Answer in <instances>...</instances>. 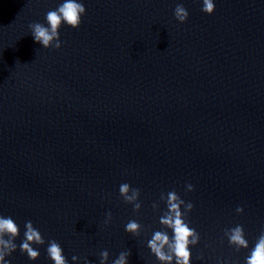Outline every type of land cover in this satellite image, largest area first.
Listing matches in <instances>:
<instances>
[{
	"label": "water",
	"instance_id": "obj_1",
	"mask_svg": "<svg viewBox=\"0 0 264 264\" xmlns=\"http://www.w3.org/2000/svg\"><path fill=\"white\" fill-rule=\"evenodd\" d=\"M62 2L0 0V215L19 226L17 245L28 220L46 241L37 261L18 249L10 264H53L50 240L68 264H99L102 250L108 264L122 251L159 264L147 242L169 191L195 206L191 264H245L264 231V0H214L211 16L202 0H80V28L63 25V47L44 49L29 24L47 26ZM122 183L140 189L139 214ZM237 224L249 250L224 237Z\"/></svg>",
	"mask_w": 264,
	"mask_h": 264
},
{
	"label": "clouds",
	"instance_id": "obj_2",
	"mask_svg": "<svg viewBox=\"0 0 264 264\" xmlns=\"http://www.w3.org/2000/svg\"><path fill=\"white\" fill-rule=\"evenodd\" d=\"M201 11L209 16L213 15L216 11L214 0H202ZM86 14V8L80 0H63L56 9L46 13L47 26L33 22L29 24V29L36 43L43 45L44 49L58 51L63 47L60 37L62 26L66 24L70 28L78 30L82 24V18ZM173 14L180 24H185L189 20V12L183 3H177ZM185 187L187 192L195 191L192 184H187ZM119 193L123 201L131 205L137 214L141 212L143 204L140 199L141 191L139 188H133L128 183H122L119 186ZM160 201L166 205V211L159 216V223L164 230L154 231L151 239L147 242V247L159 261V264H191L192 252L190 249L198 246L201 241L200 234L190 226L187 220L195 206L192 202L183 200L175 191H169L166 194L161 193ZM152 208L154 211H159V202H154ZM236 212L243 215L244 208L237 206ZM112 219L113 215L109 211L106 213L105 224H110ZM125 230L130 235L139 236L142 225L137 220H129L125 225ZM168 230H171V236ZM19 237L20 228L14 219L0 215V264H10V260L7 258L11 257L18 249L33 262L40 258V252L33 246H44L46 241L30 220L25 222L23 239L17 245L15 241ZM224 237L236 252L249 250L250 246L243 225L237 224L234 227L226 228ZM46 252L53 264H68L63 248L56 240L47 242ZM130 255V251H122L112 264H128ZM99 257V264H108L109 252L107 250H102ZM80 259L76 255L72 256L74 264H79ZM197 259H203V256L201 255ZM84 264H89L86 257ZM218 264H225V261L219 260ZM245 264H264V231H261L254 246L251 247L249 254L245 257Z\"/></svg>",
	"mask_w": 264,
	"mask_h": 264
}]
</instances>
